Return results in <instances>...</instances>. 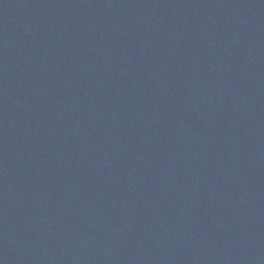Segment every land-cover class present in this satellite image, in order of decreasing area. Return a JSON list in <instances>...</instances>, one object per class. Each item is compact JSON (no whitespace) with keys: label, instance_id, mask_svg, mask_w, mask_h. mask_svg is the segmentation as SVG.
I'll use <instances>...</instances> for the list:
<instances>
[{"label":"water","instance_id":"water-1","mask_svg":"<svg viewBox=\"0 0 264 264\" xmlns=\"http://www.w3.org/2000/svg\"><path fill=\"white\" fill-rule=\"evenodd\" d=\"M0 264H264V0H0Z\"/></svg>","mask_w":264,"mask_h":264}]
</instances>
